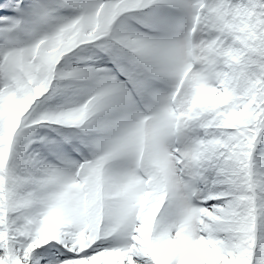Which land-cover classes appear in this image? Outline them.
Listing matches in <instances>:
<instances>
[{"label":"snow or ice","instance_id":"1","mask_svg":"<svg viewBox=\"0 0 264 264\" xmlns=\"http://www.w3.org/2000/svg\"><path fill=\"white\" fill-rule=\"evenodd\" d=\"M0 264H264V0H0Z\"/></svg>","mask_w":264,"mask_h":264}]
</instances>
